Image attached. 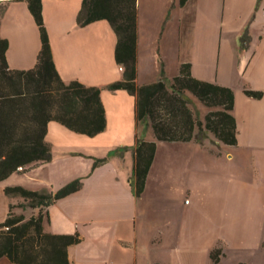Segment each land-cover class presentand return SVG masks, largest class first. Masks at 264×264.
Wrapping results in <instances>:
<instances>
[{
	"label": "crops",
	"instance_id": "obj_1",
	"mask_svg": "<svg viewBox=\"0 0 264 264\" xmlns=\"http://www.w3.org/2000/svg\"><path fill=\"white\" fill-rule=\"evenodd\" d=\"M82 3L83 0H42V15L60 79L65 84L77 81L102 88L106 127L95 136H87L50 121L45 142L50 147L51 160L16 171H30L28 179L36 184L11 182L16 172L0 181V224L8 215L9 206L21 198L6 195L5 187L55 193L79 179L81 186L76 192L43 210L44 233L79 237L80 241L67 249L71 264H212L216 250V264H237L231 262L230 251L250 249L261 259L264 241H227L229 233L224 232V241L198 244L190 240V227L181 226L174 215L163 217L165 226L157 236L147 241L140 237L141 202L162 142H157L144 190L137 197L131 186L137 140L150 142L155 138L151 129L139 133L136 96L123 89H105L123 79L122 66L115 61L117 35L106 20L80 26ZM136 4V84L157 82L161 71L170 81L179 75L182 65L189 64L194 78L231 89L237 140L232 147L254 151L257 173L253 185L241 180L236 185L247 206L250 198L263 201L264 0H187L183 6L180 0H137ZM246 28L249 42L241 44L238 38ZM0 38L8 41L9 69L26 71L35 67L41 39L28 0H0ZM245 90L260 91L263 96L255 99L247 96ZM102 159L106 161L96 164ZM181 205L187 214L195 210L192 200L185 198ZM168 210L174 212L172 206ZM225 216L226 212L223 225ZM226 223L223 230L234 226L232 220ZM184 229L187 230L183 235ZM237 262L254 264L253 259L247 258ZM0 264L13 263L0 257Z\"/></svg>",
	"mask_w": 264,
	"mask_h": 264
},
{
	"label": "trees",
	"instance_id": "obj_2",
	"mask_svg": "<svg viewBox=\"0 0 264 264\" xmlns=\"http://www.w3.org/2000/svg\"><path fill=\"white\" fill-rule=\"evenodd\" d=\"M186 1L180 0L181 6ZM136 2L83 0L78 24L85 26L98 20L111 24L117 35L115 61L122 66L123 79L105 86V89H123L136 96L137 124L150 121L155 141L138 138L134 155L131 186L138 197L144 190L157 142H196L195 128L209 130L225 145L235 146L237 140L236 122L232 115V90L194 78L189 64L182 65L179 75L170 80L173 90L170 94L163 71L157 82L141 86L136 84ZM28 7L41 39L35 67L26 71L9 69L6 59L8 41L0 38V181L16 172L18 167L25 170L28 164L51 160V150L45 142L50 121L87 136H95L106 127L100 96L102 88L87 87L77 81L65 84L60 79L44 25L42 0H28ZM185 91L192 93L207 107L219 108L205 115L204 126L193 117L183 97ZM244 92L255 99L263 96L260 91ZM105 161L98 160L96 164ZM80 186L81 181L77 179L55 193L32 191L21 186L5 187L6 195L21 197L38 212L37 216L26 218L24 214L12 213V209L18 207L9 206L6 219L0 224V257L8 258L13 264H71L67 249L77 244L79 237L44 233L43 210L58 199L76 192ZM218 256V250L212 253V264L217 263Z\"/></svg>",
	"mask_w": 264,
	"mask_h": 264
},
{
	"label": "rangeland",
	"instance_id": "obj_3",
	"mask_svg": "<svg viewBox=\"0 0 264 264\" xmlns=\"http://www.w3.org/2000/svg\"><path fill=\"white\" fill-rule=\"evenodd\" d=\"M244 29L238 41L243 44L246 41ZM162 72V71H161ZM171 81H167L166 89L173 92ZM191 110L193 117L201 121L204 126L205 115L210 111H216L217 107H207L192 93L185 91L183 94ZM139 133L151 129L150 121L138 124ZM195 140L191 144L166 143L159 144L155 162V169L150 178V184L146 195L141 202L142 214L140 237L149 240L157 236L165 226L163 217H177L181 226L190 231L191 241H207L214 245L216 241H224L221 234L227 236V241H264V200L251 203H243V195L236 183L243 181L246 184H254L257 180L255 172L254 151L247 148H238L222 145L212 132L202 128H195ZM31 172L14 173L11 182H17L24 186L34 185L28 176ZM190 189V195H187ZM253 193V192H252ZM189 196V197H188ZM193 201L195 210L191 214L185 212L181 205L184 199ZM16 203L12 209L14 214H24L26 218L37 216V209L29 207L23 199L14 200ZM238 205V208L235 207ZM173 208L170 212L168 207ZM239 209V211H237ZM225 224L222 220L225 215ZM234 221V226L223 230L226 221ZM239 222L240 225L237 226ZM230 223V222H229ZM230 229V230H229ZM184 229L183 235L186 234ZM185 232V233H184ZM201 244V243H200ZM262 258L258 259L253 250L230 251L231 262H237L241 258L253 259L254 264H264V251Z\"/></svg>",
	"mask_w": 264,
	"mask_h": 264
},
{
	"label": "built area",
	"instance_id": "obj_4",
	"mask_svg": "<svg viewBox=\"0 0 264 264\" xmlns=\"http://www.w3.org/2000/svg\"><path fill=\"white\" fill-rule=\"evenodd\" d=\"M17 171H23V168L22 167H18Z\"/></svg>",
	"mask_w": 264,
	"mask_h": 264
}]
</instances>
